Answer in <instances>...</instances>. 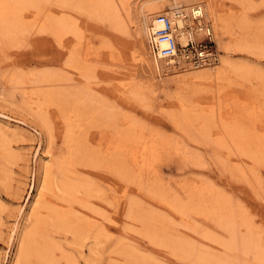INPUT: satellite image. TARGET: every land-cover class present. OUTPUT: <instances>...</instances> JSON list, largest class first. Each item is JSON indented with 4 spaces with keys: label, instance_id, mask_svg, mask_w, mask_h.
<instances>
[{
    "label": "rangeland",
    "instance_id": "obj_1",
    "mask_svg": "<svg viewBox=\"0 0 264 264\" xmlns=\"http://www.w3.org/2000/svg\"><path fill=\"white\" fill-rule=\"evenodd\" d=\"M150 1L128 0L129 9H122L124 32L114 29L103 16L88 12L87 6H83L85 11L60 8L54 0L25 9L31 26L13 40H6L0 30V264H14L16 259V246L9 247V236L18 223L17 210L29 200L30 204L38 192V165L50 162L61 179L58 166L67 160L73 162L74 181L91 182L95 191L79 193L76 201L66 200L58 191L49 195L50 204L96 228L79 244L72 232L49 226L53 264H69V258L77 264H136V260L202 264L200 252L230 259L229 264H264V252L256 260L257 255L245 254L242 246L234 247L235 251L227 246L230 240L240 246L250 233L264 251V0H202L216 3L222 17L232 13L245 18L246 26L238 34L245 36L249 48L219 52L212 41L211 65L185 63L186 68L168 70L167 66L160 72L148 65L152 52H144L137 34L141 7ZM170 1L158 4L171 12ZM56 10L79 24L78 34L57 35L44 26L47 15H55ZM205 23L212 28L209 19ZM205 40L206 36L195 38L194 46ZM71 50L76 60L69 62ZM221 59L234 68L211 69ZM204 67L210 68L207 74L182 79ZM76 106L85 110L77 129L87 150L81 154L84 157H75L80 147L67 135L66 115H75ZM184 106L194 114L190 128L182 118ZM39 114L48 118L52 133ZM131 125L149 140L173 141L184 152H171L159 162L156 179L168 189L164 188L168 193L164 198L148 187L154 176H144L141 183L133 176V167L138 166L132 158L139 147L124 137ZM106 143L116 147L130 173L121 165L116 170L104 158ZM93 153L100 158L92 160ZM193 186L219 198L239 215L238 232V226L229 230L238 239L216 217L178 209L176 204L189 203ZM153 220L162 227L160 239L150 231ZM180 241L193 244L196 255L187 256L173 247Z\"/></svg>",
    "mask_w": 264,
    "mask_h": 264
},
{
    "label": "bare ground",
    "instance_id": "obj_2",
    "mask_svg": "<svg viewBox=\"0 0 264 264\" xmlns=\"http://www.w3.org/2000/svg\"><path fill=\"white\" fill-rule=\"evenodd\" d=\"M41 1L42 0H0V30L2 32L3 37L6 40L8 41L13 40L19 33H22L29 29L31 25L26 22L28 21L26 20V17H29V14H26V12L24 11L28 7L40 8ZM54 1L56 5L60 8L66 7V8H72V9L84 10L83 6H87L88 12H90L93 15L103 16V18L106 21H108V23L111 24L114 29L121 30L124 32L126 28V24L122 16V9L124 12L129 9L128 0H54ZM158 1H161V0H152L148 2L149 5H146L147 4L146 3L141 7L139 22L137 25V34L140 35L139 37H141L140 38L142 40L141 45H142L144 52L146 51V54L147 53L149 54V51L151 52L150 47L148 45V35H149L150 25L155 24L156 28L162 27L160 24L155 22V16L159 13H165L171 17L175 25L174 27L175 33L182 47H185L186 45H188L190 40L194 41L195 38H202L206 36L207 34H211V39L217 44L219 52L229 51L231 49L243 51L249 48L247 44V39L245 38V36L238 34V30L243 29L246 26L245 18H243L242 16L233 17L234 15H232L231 13L230 16L226 18L222 17L221 15L217 13V8L214 6V4L216 3L214 4L210 3L211 1L205 3V1H202V0H172L170 2H167V6H169L168 8L171 9V12L165 11L162 8L161 4H158ZM150 3L152 4L150 5ZM68 16L69 15H64L60 11L56 10L55 15H50V14L47 15L44 26H46V28H52V30L57 35H62L63 33L70 34V32L75 33L76 35L79 32V28H78L79 24L77 25L76 22L72 21ZM205 18L206 20L207 19L210 20V22L212 23V28H209L206 25ZM144 40L146 42H144ZM162 46H165V44H162ZM68 54L70 53L68 52ZM71 54L72 56L69 62L76 60V53L74 50H71ZM177 61L179 62L180 65H175ZM148 65L155 71H159V72L161 71V67L169 66L167 68L168 70H179V69H183L187 67V65L184 64L183 62L182 55H178L177 58H170V59L161 58L160 59L158 57H155L153 53L152 55H150V58L148 59ZM209 65L211 64L208 62L207 64L203 66H209ZM234 66L236 67V65ZM221 67L222 68L229 67V69L234 68L233 65H231L229 61L225 59H221L219 60V64L217 68L214 67L211 69L213 70L218 69L216 70V72H218L220 71L219 68ZM204 68L205 69L200 72L198 71L195 73L191 72L189 74H186V76H184L182 79L183 80L186 78L195 79L197 77H200V73L207 74V72L205 71L209 70L210 68H206V67ZM186 70L187 69H184V71ZM85 103L83 102V104ZM61 106H63V104ZM182 110H183L182 118L184 116L185 118L184 122L188 126L187 127L184 125V127L190 128L194 121V114L191 111L187 110L186 107ZM72 111H74L75 115H69V114L66 115L67 125L69 127L67 135L69 139L75 140L78 147H80L78 148V151L75 152L76 153L75 157H77L78 155H81V154L86 155L85 152H87V150L84 148V142L80 140L77 135L78 133L77 129H79V127L81 126L80 121L82 120V116L85 110L83 107L76 106L74 109H72ZM39 117L44 122V125L48 128V131H50L51 128L48 122V118H46L42 114H39ZM124 137L127 141L135 142L136 145L139 147L138 151L134 148L137 154L134 151L135 154L132 158L133 159L132 161H134L133 165L136 166L137 164L138 166L136 168L133 167L135 170H134V175L132 174L134 177H136L137 183L138 182L141 183L144 176L148 175V178H149V176L152 175L154 176V179L152 180L149 179L151 181L150 183L147 182L149 189L159 193L163 198L167 196L166 195L168 194L166 192L167 187L163 184L166 187V189H164L165 187L162 186L161 181H160L161 179H159L160 182L158 181V179H156L158 178L157 176L159 174V170H158L159 162L162 161L161 159L164 158V155L166 154L169 155L171 154V152L177 155L179 154L181 155L182 154L181 151L183 152V150H180L181 148L177 146L178 144L176 143L175 145L173 141H167L165 139H150L149 140L146 134L144 135L143 133H138V131L136 130V127L132 125L129 128V130L126 132ZM136 145L134 147H136ZM111 147H113L112 143H111ZM111 147L108 145L104 147L106 151V157L104 158L107 160H111L112 166L116 170L118 169V165H121L120 169L123 168L125 172H129L128 171L129 169H125L123 165V160L122 162H120L121 157L118 154L119 151H117L116 147L115 148L114 147L111 148ZM129 149L127 148V150ZM81 156L84 157V155H81ZM184 156H186V154H184ZM189 156L192 157L190 155V151H189ZM194 156L192 158H194ZM91 157H93L91 158L92 160H95L94 158H100V155L99 154L97 155V153L94 155L93 153ZM71 159L72 158H70V160ZM180 159H182V157ZM72 165H73V162L69 160L59 164L58 172L62 175L61 179L57 178L55 174V170H54V165H52L50 162L45 165H41V166L38 165V168H37V171H38L37 191L38 192L36 196L34 197V200H32L30 204H29V201H30L29 200L26 207L20 208L17 210L18 223L14 226V228L12 229L13 233L9 236V247L12 246L13 244H15L16 246V250H15L16 259L14 261V264H31V262L33 263L36 262L37 264H53L54 256H53L52 247L47 241V236H48L47 229L49 226H52L53 229L54 227H57L59 229H64V230L72 232L76 236L79 244H82V241L87 238L90 231L92 232V230L96 228L95 226L92 227L89 221H87L86 219L80 220L79 217H76L75 215L72 214L73 212L71 213L68 211H63V209L62 211L58 210L57 206L55 207L51 205L52 203L50 204L49 195L51 194L55 195L58 191L62 192L63 196H65V199L68 201H76L78 199L79 193L81 192L85 193L86 195H91L92 193H94L95 186L93 185V183L88 182V181L87 182L86 181H80V182L74 181V178H73L74 172H73ZM20 188L21 186L19 185L17 189H20ZM190 190L191 191L189 192V199H190L189 203L188 204H184V203L176 204L178 209L182 213L186 214L190 211H196V212H199L200 214L214 216L218 219V220L216 219L217 222L218 221L221 222L220 223L221 225L223 224V225H226L225 227L227 228L229 227L228 229L224 227L225 230L229 232L230 229L232 230L234 227L236 228L238 226L236 230L234 229L236 233L238 232L239 225L235 224V222L239 220L238 218H237L238 220L236 219V217H239L238 214H237L238 216H235L233 214L234 212H232L231 209L223 201H221L219 198H216V199L212 198L213 195L211 196L209 193L208 194L206 192L203 193L204 189L200 188L199 186H195V187L193 186L190 188ZM30 197L31 196H29V198ZM155 223L156 221L154 222V224L150 226V231H152V235L155 239L157 238L160 239L161 235L163 236L162 234L163 230H161L162 227H157L156 224L158 222L156 224ZM97 229L99 230V233H101L100 229L99 228ZM98 230L95 229V231H98ZM93 233L95 232L93 231ZM232 233L233 232H231L230 235ZM95 234H97V232ZM233 236H235V234L232 235V238ZM244 237H243L244 239L241 240L242 242L239 241L241 242L239 243L240 246L236 247L235 246L236 243H234L231 240H230L231 243H229V241L227 242L228 243L227 246L230 248L233 247L232 248L233 250L235 248L236 250L237 249L239 250V247L242 246V249L244 250L245 254H249V255L256 254L257 255L256 260H258L257 258H259V256H260L259 260L263 258L261 257L262 255L261 252H264L263 244L261 242L255 241L253 235L250 233L248 236H244ZM235 238L238 239L237 234ZM49 239H51V236ZM172 245L174 244L172 243ZM173 247H176L177 250L181 251V253L187 256L193 255V254L196 255V252H197L193 244L190 245L189 243L185 241H180L178 243H175V246ZM242 249L240 248V250ZM200 253L197 256H198L199 261L202 262V264L203 263L205 264H229L230 263L229 261L230 259L227 260L222 257H218L214 255L211 256L208 254H202V253L200 254ZM259 253H261V255L258 256ZM236 261H239V260H236ZM68 263L77 264V261L74 258H69ZM136 264H144V263L140 260L139 261L136 260Z\"/></svg>",
    "mask_w": 264,
    "mask_h": 264
},
{
    "label": "built area",
    "instance_id": "obj_3",
    "mask_svg": "<svg viewBox=\"0 0 264 264\" xmlns=\"http://www.w3.org/2000/svg\"><path fill=\"white\" fill-rule=\"evenodd\" d=\"M155 22L162 26L161 28H156L155 24H153L149 27L148 45L155 57L170 59L182 55L184 64L201 66L208 63L212 55L209 50V46L212 45L211 34H207L205 42L198 44L197 47L194 46L193 40H190L188 45L182 47L175 33V25L169 15L159 13L155 16ZM162 44H165V46H162ZM176 65H180L179 62Z\"/></svg>",
    "mask_w": 264,
    "mask_h": 264
}]
</instances>
